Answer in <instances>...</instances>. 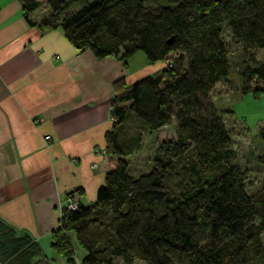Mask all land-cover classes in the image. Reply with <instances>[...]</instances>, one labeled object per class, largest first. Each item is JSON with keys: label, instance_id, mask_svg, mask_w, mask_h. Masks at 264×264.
<instances>
[{"label": "trees", "instance_id": "1", "mask_svg": "<svg viewBox=\"0 0 264 264\" xmlns=\"http://www.w3.org/2000/svg\"><path fill=\"white\" fill-rule=\"evenodd\" d=\"M20 1L30 25L60 28L78 51L112 55L123 66L141 51L149 64H163L129 84L112 83L113 123L103 150L113 167L91 203L62 209L51 249L75 264L69 233L84 252L79 264H115V258L122 264H247L263 254L264 187L246 189L209 93L231 69L223 27L244 49H264V0ZM40 6L47 12L35 23L30 15ZM239 74L241 93L257 97L264 90V62L244 58ZM130 116L150 131L171 118L176 124L174 140L160 141L149 169L137 175L127 157L139 149L140 137L123 128ZM259 136L264 159V126ZM74 192L81 189L66 194ZM28 241L0 220L2 264L28 262ZM31 246L38 257L27 264H49Z\"/></svg>", "mask_w": 264, "mask_h": 264}, {"label": "crops", "instance_id": "2", "mask_svg": "<svg viewBox=\"0 0 264 264\" xmlns=\"http://www.w3.org/2000/svg\"><path fill=\"white\" fill-rule=\"evenodd\" d=\"M42 7L30 15L35 23ZM130 58L123 66L112 55L78 51L60 28L30 25L20 0H0V220L45 256L52 252L49 264H67L49 238L66 193L79 188V202L91 203L113 167L103 150L113 123L112 83L129 84L158 69L146 61L134 71Z\"/></svg>", "mask_w": 264, "mask_h": 264}, {"label": "rangeland", "instance_id": "3", "mask_svg": "<svg viewBox=\"0 0 264 264\" xmlns=\"http://www.w3.org/2000/svg\"><path fill=\"white\" fill-rule=\"evenodd\" d=\"M44 8L42 7L39 10V16L35 15L36 19H42L46 15L47 11ZM221 37L226 44L231 69L226 80L214 84L212 91L209 93L210 101L220 116L222 124L229 132L230 146L235 155L234 161L245 171V187L248 191H253L259 187H264V159L261 157L263 142L259 136V129L264 126V90L257 97H254L250 92L241 93L239 73L244 58L251 63L264 62V49H244L240 44L230 39L228 30L225 27H223ZM144 63H146V58L141 51L135 52L128 60L129 68H133L134 71L143 67ZM162 66L161 63L154 64L155 69ZM123 128L128 135H139L140 137L139 149L127 157L130 174L137 175L149 169L153 150L160 141L174 140L176 124L171 118L169 123L150 131L130 116L123 123ZM259 238L263 254L253 257L247 264H264V230L260 233ZM71 242L76 247L75 240L71 238ZM79 250L83 251L77 246L75 256L78 255ZM24 252L25 258H27V254H30L28 262L30 260L34 261L35 257H38L30 244H27ZM41 253V256L49 261L47 256L50 257L52 252L49 251L47 256L42 251ZM53 253L55 252L53 251ZM28 262L26 260L24 264ZM114 262L115 264H122L118 258H115ZM0 264H2L1 261ZM131 264L145 263L135 260Z\"/></svg>", "mask_w": 264, "mask_h": 264}, {"label": "built area", "instance_id": "4", "mask_svg": "<svg viewBox=\"0 0 264 264\" xmlns=\"http://www.w3.org/2000/svg\"><path fill=\"white\" fill-rule=\"evenodd\" d=\"M45 138L48 137L46 136ZM77 206H78V195L75 192L72 194H66L63 208L69 211H73L77 208Z\"/></svg>", "mask_w": 264, "mask_h": 264}]
</instances>
